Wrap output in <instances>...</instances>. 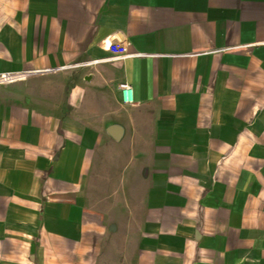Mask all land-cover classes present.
I'll return each mask as SVG.
<instances>
[{"label": "crops", "instance_id": "1", "mask_svg": "<svg viewBox=\"0 0 264 264\" xmlns=\"http://www.w3.org/2000/svg\"><path fill=\"white\" fill-rule=\"evenodd\" d=\"M2 75L0 264H264V0H0Z\"/></svg>", "mask_w": 264, "mask_h": 264}, {"label": "built area", "instance_id": "2", "mask_svg": "<svg viewBox=\"0 0 264 264\" xmlns=\"http://www.w3.org/2000/svg\"><path fill=\"white\" fill-rule=\"evenodd\" d=\"M108 49L114 53L118 57H122L126 55L127 53V47L125 45L116 43V44H110ZM17 75H2L0 76V85L9 83L11 81H14L17 79ZM120 89L122 91V100L125 104H129L133 102V89L131 86L127 84H122L120 86Z\"/></svg>", "mask_w": 264, "mask_h": 264}, {"label": "water", "instance_id": "3", "mask_svg": "<svg viewBox=\"0 0 264 264\" xmlns=\"http://www.w3.org/2000/svg\"><path fill=\"white\" fill-rule=\"evenodd\" d=\"M123 129L119 125H112L108 129V133L115 139L119 140L120 137L122 136Z\"/></svg>", "mask_w": 264, "mask_h": 264}, {"label": "rangeland", "instance_id": "4", "mask_svg": "<svg viewBox=\"0 0 264 264\" xmlns=\"http://www.w3.org/2000/svg\"><path fill=\"white\" fill-rule=\"evenodd\" d=\"M119 161L121 162V159ZM101 204L106 205V203H101Z\"/></svg>", "mask_w": 264, "mask_h": 264}]
</instances>
